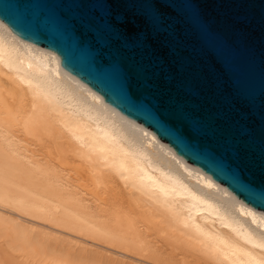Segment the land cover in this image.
<instances>
[{
  "label": "bare ground",
  "instance_id": "bare-ground-1",
  "mask_svg": "<svg viewBox=\"0 0 264 264\" xmlns=\"http://www.w3.org/2000/svg\"><path fill=\"white\" fill-rule=\"evenodd\" d=\"M45 138L58 158L71 155L88 173L92 214L86 199L69 192L72 186L58 168L30 148L33 140ZM106 191L110 204L101 198ZM126 217H140L212 264H264V212L106 104L63 70L55 53L19 38L0 20V254L5 264H92L88 252L110 264H152L126 254L141 241ZM57 241L68 250L77 248L80 256L57 252ZM115 241L119 250L109 246Z\"/></svg>",
  "mask_w": 264,
  "mask_h": 264
},
{
  "label": "water",
  "instance_id": "water-1",
  "mask_svg": "<svg viewBox=\"0 0 264 264\" xmlns=\"http://www.w3.org/2000/svg\"><path fill=\"white\" fill-rule=\"evenodd\" d=\"M0 20L264 212V0H0Z\"/></svg>",
  "mask_w": 264,
  "mask_h": 264
},
{
  "label": "rangeland",
  "instance_id": "rangeland-1",
  "mask_svg": "<svg viewBox=\"0 0 264 264\" xmlns=\"http://www.w3.org/2000/svg\"><path fill=\"white\" fill-rule=\"evenodd\" d=\"M45 139H43L42 141L41 140H38V141L33 140L32 146L30 148L34 151V153L37 156H40V158L43 157L47 161L50 160L49 162L52 163V165H54L56 168H58L57 169V171L59 172L58 174L60 176H62L66 181L68 180L70 182V185L72 186V187H70L71 189H69V192L72 191L74 193H77L79 197L86 199V201H85L86 206H88V211L92 214V198L89 197V194L92 191V181L89 178L88 173L83 172V171H85L84 168H82L83 166L81 167L80 163H79L80 164V166H79L78 162H80V161H78V159H76L75 157H72L71 155H68V157H67V155H66V157H63L64 159L58 158L57 154H55L51 148L50 139H48V138H45ZM46 149H47V151H46ZM78 169H79V172H81V174L79 172H77ZM101 198L106 199L107 202H108V200H109V202H111V193L106 191V194L105 193L102 194ZM109 202H108V204H110ZM126 218H128L130 221H132L135 224V226H136V228L139 231L140 236H141V241L138 244H136V246H134L132 248L133 251L132 252H126V254H128L130 256H136L137 258L139 257V258H141L147 262L150 261V263L153 262L152 264H212L208 258L204 257L197 250L190 248L188 246H186V248H185V245L180 240H178L177 238L175 240L174 236L166 234V233L164 234L159 228H153L148 223H145V222L141 223L140 217L139 218L138 217H126ZM99 219L103 220V221L107 220V222H110V219L108 217H100ZM56 227L60 228L59 226H56ZM95 242L99 243L100 241H95ZM115 242L116 243H111V245H109V246L110 247L113 246V248H115L116 245H118L117 241H115ZM53 244H54L55 250L59 253H66L68 251L72 255L74 254V256H78V257L81 254L80 251L77 250V248H72L71 250H68V249H70L69 246H67L68 247V249H67V247L65 246L66 244H60V241H57ZM100 244H104V243L100 242ZM114 244H116V245H114ZM181 244H182V246H181ZM178 245H180V246L178 247ZM65 247H66V249H65ZM118 247H119V245L116 247V249H118ZM138 247H140V248H138ZM137 250H141V251H137ZM134 252H136V253L138 252V255H136ZM86 254H88L87 256H88V258H90L89 260H91L92 264H110L109 262H107L109 260L104 259V256H101L99 258V257H95L96 254H93V253L89 255V252H88ZM2 257L3 256L0 254V261H1L0 263L5 264L4 259H2ZM82 259H83V257H82ZM158 261H159V263H158Z\"/></svg>",
  "mask_w": 264,
  "mask_h": 264
}]
</instances>
